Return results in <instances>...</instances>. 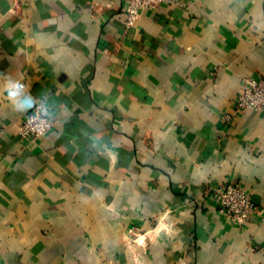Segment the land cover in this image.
Listing matches in <instances>:
<instances>
[{"label": "crops", "instance_id": "crops-1", "mask_svg": "<svg viewBox=\"0 0 264 264\" xmlns=\"http://www.w3.org/2000/svg\"><path fill=\"white\" fill-rule=\"evenodd\" d=\"M0 0V264H264V0ZM43 102L55 127L22 139ZM241 181L259 208L219 210Z\"/></svg>", "mask_w": 264, "mask_h": 264}, {"label": "built area", "instance_id": "built-area-1", "mask_svg": "<svg viewBox=\"0 0 264 264\" xmlns=\"http://www.w3.org/2000/svg\"><path fill=\"white\" fill-rule=\"evenodd\" d=\"M164 0H125V25L132 28L137 25L146 8H157ZM1 29V21H0ZM237 110L252 109L264 112V79L247 77L239 94ZM56 125V119L50 116L43 102L38 101L18 124V135L22 139L39 138L47 135ZM220 212L233 223L243 226L251 221L259 208L252 201L241 181H231L219 187L216 195Z\"/></svg>", "mask_w": 264, "mask_h": 264}]
</instances>
